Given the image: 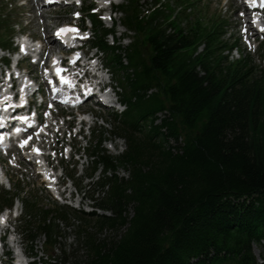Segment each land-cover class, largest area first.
Returning a JSON list of instances; mask_svg holds the SVG:
<instances>
[{
	"label": "trees",
	"instance_id": "16d2710c",
	"mask_svg": "<svg viewBox=\"0 0 264 264\" xmlns=\"http://www.w3.org/2000/svg\"><path fill=\"white\" fill-rule=\"evenodd\" d=\"M193 6L194 0H123L116 8L133 32L126 46L107 43L108 29L88 12L90 3L84 6L93 44L108 55L122 91L124 109L108 123L125 148L111 154L105 131L92 129L88 170L68 175L91 201L90 211L50 197L41 204L24 187L3 193L0 208L21 202L16 224L31 243L45 238L47 258L262 264L253 245L264 241V70L246 55L230 59L236 43L225 37V22L198 7L192 17ZM71 227L67 252L59 237ZM29 255L33 264L56 263L35 261L32 248Z\"/></svg>",
	"mask_w": 264,
	"mask_h": 264
},
{
	"label": "rangeland",
	"instance_id": "374dc122",
	"mask_svg": "<svg viewBox=\"0 0 264 264\" xmlns=\"http://www.w3.org/2000/svg\"><path fill=\"white\" fill-rule=\"evenodd\" d=\"M16 1V2H15ZM26 1V0H24ZM93 1V5H95V0ZM195 6L192 7V12L190 15L193 17L194 7L202 8L203 14L208 13V15L211 16H219L221 19L225 22L227 25V36H230V41H235L238 44V49L233 50L229 55L231 58L236 59L240 57L241 55H246L249 57V61L252 62L254 67H257L258 69L264 70V57L261 58V55L259 53V49H257V42H252V37H246L244 34V28H245V20H238V14L235 12V8L237 3V0H194ZM22 0H14L11 3L8 0H0V13L2 16L0 17V43L6 41V44L8 41H11L13 43V36L17 33V30L22 27V22L29 21L28 26H23L24 30H26L28 33L36 34L37 36L41 35L42 30H44L45 25L43 24L42 20L40 19V13L49 10L47 12L48 17V26L51 29L54 25L62 23L64 21H70L72 20L73 11L74 9H78L76 6H65L61 9L55 10L54 7H45V8H35L36 3L32 0H29L26 5H23L20 7V3ZM122 2V0L118 1V5ZM206 15V16H208ZM112 22L114 25V29L116 31V40L118 36L120 35L121 31H124L123 26L121 25L123 13L115 12L112 15ZM102 22L105 24V26H110V22L108 19H106V15H103ZM86 21L84 22V25H86ZM131 35V33H129ZM131 38V37H130ZM130 38H126L123 40H120V43L122 45H127L130 41ZM107 41L111 42V37L109 36L107 38ZM13 46V45H12ZM5 53V52H4ZM107 58V55H102V62L106 64L105 59ZM110 71H114L113 67L110 68ZM113 77H115V73L112 74ZM113 80V79H112ZM117 97L119 95L117 94ZM123 107V106H122ZM121 107V108H122ZM84 110H88L87 105H83L82 107ZM115 107H98L92 109V112L94 115H97L96 120L94 121V128H105V142L104 146L108 149L110 153H119L124 148V141L121 138H116L114 134L109 133V130L111 129V124H109L107 121L109 120L110 116L109 113L114 111ZM119 110V109H118ZM90 115V113H89ZM107 122V123H106ZM91 139V135L86 136L84 141L79 142L78 139L73 140V146L76 148L81 147V151L77 154L70 155L69 157H65L63 150H61L62 147V140L59 139V137L52 139H47L51 146H54L56 148H60L57 152V158L56 159H47L50 166L48 168V172H52L50 174L51 179H55V181H59V184H53L50 185L47 181L45 182L43 177L38 175L35 172V169L37 166L33 162H29L25 160L21 155H18V160L20 162V166H12L10 165V162L8 163L6 161V164L3 166V169L7 173V177L10 183H15L16 186L24 187V190L28 192L29 195L33 196L36 195L38 197V201L41 204H49V201L47 199V195H50L52 198L55 199V196H59L62 201L59 202H67L75 207H80L84 210H90L92 209L91 201L84 197L80 198L81 196L75 192L70 179H67V177H64V174L60 171L61 166H64L67 168V170H70L74 164V169L78 174H84L86 168L90 165V159L85 154H82V146L87 145V141ZM27 156V155H26ZM29 156V155H28ZM27 156V157H28ZM12 162V161H11ZM39 168V167H38ZM100 170H97L95 172V175L99 174ZM120 174L126 175V172L123 170L119 171ZM67 173H69L67 171ZM18 179V181H16ZM77 183L78 180H75ZM47 186H54L50 189L47 188ZM0 189L1 190H8L9 189V183L6 182L4 178H0ZM57 191V192H56ZM3 193L0 192V204L3 200ZM2 197V198H1ZM57 201V199H55ZM13 206H15L16 214H18L20 210V201L14 200ZM70 218H73L70 216ZM74 219H71L72 222ZM24 226L22 225H16V235L17 240L20 248L24 252H30L31 248L34 252H37L38 258H36L38 261H42L46 258L44 255V251L46 250L45 247V238L43 236H40L38 239L35 240V242H30L27 240V237L25 235H22V230ZM61 243L65 244L67 246V252L68 247L70 244L74 242V233L73 228H68L64 232L61 233V236L59 237ZM10 243V242H9ZM253 252L258 258L259 262H263L264 264V241L262 242V245L260 246H253ZM59 252L57 250L54 251L53 255L58 254ZM51 261H55V264H75L73 259H65L63 261H57L53 258H48Z\"/></svg>",
	"mask_w": 264,
	"mask_h": 264
},
{
	"label": "bare ground",
	"instance_id": "6f19581e",
	"mask_svg": "<svg viewBox=\"0 0 264 264\" xmlns=\"http://www.w3.org/2000/svg\"><path fill=\"white\" fill-rule=\"evenodd\" d=\"M243 11H244V16L246 17H248V15H247V11H248V8L245 6V5H243ZM237 10V8H235V11ZM49 10H45V11H43L41 14H40V19L42 20V22H43V24L45 25V30H46V32H47V28H48V15H47V12H48ZM237 19L238 20H241V18H240V16L238 15V17H237ZM51 36H52V34H51ZM50 37V36H49ZM50 40V39H49ZM26 44H27V42H23L22 43V45L25 47L26 46ZM50 44L51 45H49L48 46V43H46V46L47 47H49L48 48V51H51L52 50V47H55V46H57V42L55 41V39L54 38H52V40H51V42H50ZM1 96H3V94L1 95ZM41 172H43L44 173V175H47V172L45 171V168L43 167V166H39V168H38Z\"/></svg>",
	"mask_w": 264,
	"mask_h": 264
},
{
	"label": "snow or ice",
	"instance_id": "6c2138e0",
	"mask_svg": "<svg viewBox=\"0 0 264 264\" xmlns=\"http://www.w3.org/2000/svg\"><path fill=\"white\" fill-rule=\"evenodd\" d=\"M77 2H79V0H77ZM248 3L250 5H252V6H255V5H257V3H259V6L264 7V0H248ZM74 15H77L78 16L79 13H74ZM69 30L76 31L75 29L61 28V29L58 30L57 34L59 35L60 33H63V32L69 31ZM262 31H264V29H262ZM78 55L79 54H77V58H78ZM55 62L56 61L54 59V63ZM70 62H74V61H70ZM60 71H61L60 69H57V74L58 75H59V72ZM60 79H61L62 82L65 80L64 77H60ZM21 119H26V118L25 117H21ZM28 139L30 140L31 137H29ZM27 143H28V141L25 140V141L22 142V145L21 146H23L24 144H27ZM33 150L36 151L37 153H39L41 151L39 148H36V147H34Z\"/></svg>",
	"mask_w": 264,
	"mask_h": 264
}]
</instances>
